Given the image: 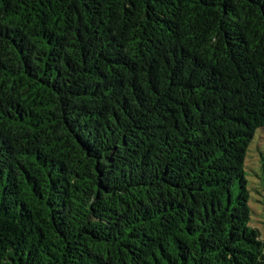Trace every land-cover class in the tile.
Masks as SVG:
<instances>
[{"label": "trees", "instance_id": "1", "mask_svg": "<svg viewBox=\"0 0 264 264\" xmlns=\"http://www.w3.org/2000/svg\"><path fill=\"white\" fill-rule=\"evenodd\" d=\"M263 130L264 0H0V264H264Z\"/></svg>", "mask_w": 264, "mask_h": 264}, {"label": "rangeland", "instance_id": "2", "mask_svg": "<svg viewBox=\"0 0 264 264\" xmlns=\"http://www.w3.org/2000/svg\"><path fill=\"white\" fill-rule=\"evenodd\" d=\"M261 152L264 153V130L249 145L244 162L245 176L248 180V188L251 191L249 200L251 223L258 227L260 236L264 240L263 191L259 184L260 177L263 176L261 170L264 163Z\"/></svg>", "mask_w": 264, "mask_h": 264}]
</instances>
